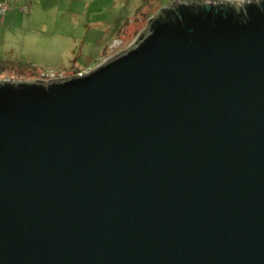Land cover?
<instances>
[{
  "label": "water",
  "instance_id": "1",
  "mask_svg": "<svg viewBox=\"0 0 264 264\" xmlns=\"http://www.w3.org/2000/svg\"><path fill=\"white\" fill-rule=\"evenodd\" d=\"M0 264H264V0H173L87 73L0 81Z\"/></svg>",
  "mask_w": 264,
  "mask_h": 264
},
{
  "label": "rangeland",
  "instance_id": "2",
  "mask_svg": "<svg viewBox=\"0 0 264 264\" xmlns=\"http://www.w3.org/2000/svg\"><path fill=\"white\" fill-rule=\"evenodd\" d=\"M68 1L70 0H45L50 8H46L48 10L45 12L44 10H41L42 8H39V11L35 12L34 23L40 26V20L47 19L45 23L48 27L56 26L55 24L58 23L57 20L60 19L62 12L66 11L64 8ZM122 1L123 3L118 2L115 8L112 9L111 7H113L114 4L110 1L105 6H102V9L98 12L101 14L102 18H105L106 15L111 16V11L113 12L112 15H116L117 18L119 15L121 16L124 14L129 22L125 25L122 36L117 40L116 48L114 49L112 47V50L110 49L105 53L98 63H91L90 65H94L89 69L86 70L88 66L84 65L86 58L77 59L73 63V55L76 53L87 56L88 52L91 54V47H89L92 39L91 32L85 31L87 34H84V32L77 31L75 34V41L71 42L69 46L70 48H68V50L66 49L64 52H61V49L65 47V45L59 47H57L56 44L49 45L48 41L51 36L38 34L39 37L35 40H29V38L25 39L26 41H29L30 44H22V41L16 43L15 51L12 52L13 54L11 55L9 53V56L4 58L5 60L10 61L13 65L8 67L5 66L3 70L1 69L0 81L47 82L46 78L57 79L69 77L76 75L78 71L82 74L87 73L96 68L99 64L125 51L134 42L140 32L146 28L150 16L152 15L151 17H153L160 9L170 6L173 0ZM38 26H36L37 28L35 29H39ZM95 31L96 30H93L94 33ZM60 52L61 57L63 58L56 59L54 57L55 54L58 53L60 55ZM18 63L23 65L17 66Z\"/></svg>",
  "mask_w": 264,
  "mask_h": 264
},
{
  "label": "crops",
  "instance_id": "3",
  "mask_svg": "<svg viewBox=\"0 0 264 264\" xmlns=\"http://www.w3.org/2000/svg\"><path fill=\"white\" fill-rule=\"evenodd\" d=\"M110 1L114 4L111 9L115 8L118 2L123 3L122 0H70L64 8L66 11H63L60 19L57 20L56 26L48 27L45 23L47 19H41L40 26L34 23L35 12H38L39 8H42L44 12L48 10L46 8H50L45 0H0V4L8 7L7 12L0 15V63H11L4 58L9 56V53L13 54L16 43L22 41V44H30L25 40L26 38L35 40L39 37L38 34L51 36L48 41L49 45L56 44L57 47L65 45L61 49V52H64L70 48L71 42L75 41L77 31L84 32V34L89 31L92 33L89 45L91 54L88 52L87 56L76 53L73 55V63L77 59L86 58L84 65L88 66L86 70L89 69L94 65H90L91 63H98L105 53L112 50V47L116 48L117 40L122 36L125 25L129 22L126 15H119L117 18L116 15H112V11L111 16L101 17L98 12ZM36 26L39 29H35ZM93 30H96L95 33ZM61 52L60 55L56 53L54 57L63 58ZM18 65L23 64L18 63Z\"/></svg>",
  "mask_w": 264,
  "mask_h": 264
},
{
  "label": "built area",
  "instance_id": "4",
  "mask_svg": "<svg viewBox=\"0 0 264 264\" xmlns=\"http://www.w3.org/2000/svg\"><path fill=\"white\" fill-rule=\"evenodd\" d=\"M7 10H8V7L5 4H0V15H4L7 12ZM81 74H82L81 72L77 73V75H81ZM48 80H53V79L46 78V81Z\"/></svg>",
  "mask_w": 264,
  "mask_h": 264
},
{
  "label": "trees",
  "instance_id": "5",
  "mask_svg": "<svg viewBox=\"0 0 264 264\" xmlns=\"http://www.w3.org/2000/svg\"><path fill=\"white\" fill-rule=\"evenodd\" d=\"M10 65H13V64H11V63H8V62H5V63H0V72L3 70V68H5V66L6 67H8V66H10ZM2 69V70H1Z\"/></svg>",
  "mask_w": 264,
  "mask_h": 264
}]
</instances>
